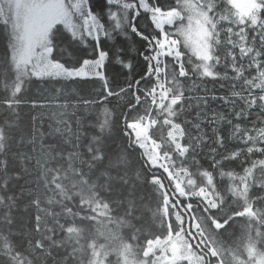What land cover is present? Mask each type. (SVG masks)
Masks as SVG:
<instances>
[{
	"label": "snow or ice",
	"instance_id": "obj_1",
	"mask_svg": "<svg viewBox=\"0 0 264 264\" xmlns=\"http://www.w3.org/2000/svg\"><path fill=\"white\" fill-rule=\"evenodd\" d=\"M97 82L98 100L80 98L86 110H97L88 124V160L47 169L43 179L59 189L71 177L81 193L69 202L78 198L82 212L85 191L89 212L95 205L108 216L120 204L117 223L127 229L111 235L117 264H264V0H251L246 10L235 0H0V194L12 193L5 200L25 195L19 182L31 155L7 154L23 109L49 107L51 97L41 94L49 89L62 95L69 83ZM113 100L126 110L114 116ZM59 123L64 132L57 129L59 139L47 147L71 161L78 154H66L63 139L71 125ZM75 123L79 128L80 119ZM31 133L16 143L35 145V128ZM129 149L139 163L137 181L119 194L126 199H110V173L127 163ZM105 160L106 183L97 184L93 174ZM28 194L24 211L37 210L29 223L40 232L41 200ZM66 212L72 219L57 227L68 239L81 232L78 223L95 222L72 207ZM2 223L8 228H0V257L8 264H33L28 249L51 256L59 243L30 237L26 247L12 223ZM82 258L111 259L87 245Z\"/></svg>",
	"mask_w": 264,
	"mask_h": 264
},
{
	"label": "trees",
	"instance_id": "obj_2",
	"mask_svg": "<svg viewBox=\"0 0 264 264\" xmlns=\"http://www.w3.org/2000/svg\"><path fill=\"white\" fill-rule=\"evenodd\" d=\"M94 2V0H93ZM135 51L130 52L131 56H135ZM86 58H91V48H88L84 53ZM139 62V61H137ZM129 78H132L129 75ZM137 79L139 77H136ZM125 79L124 75L119 76V82L121 86H124L123 80ZM208 86L212 87V84L208 82ZM57 88H60L61 85H56ZM100 90V84L97 82L87 83L82 85L77 84H67L63 88V93L57 94L51 92L49 89L47 92L41 93L51 97L44 101L50 106L43 109H37L35 111L25 108L20 120V125L18 128L12 130L13 139L10 141L11 148L8 150L7 154L11 157L17 151L26 152L31 155V161L28 164V172L24 175L23 179L20 180L19 184L25 189V195L13 203L10 200H5V195H11L12 193L0 194V228L7 229L8 224L2 223L5 220H8L9 223H12V231L16 234L17 242H24L25 246L26 241L31 237L33 239H40L42 236H51L54 240L58 241V238L62 235L59 229H57V223H63L65 219H72L70 215L66 214L54 222L55 228H50L48 225V216L49 212L46 211L45 207L53 208L56 201L61 197L66 189L63 187L67 182H72L71 177L69 180L64 181L59 189L52 188L44 179V173L47 169H55L61 164L72 163L77 168H79L82 162L88 160V153L86 151V146L90 139V135L93 134L88 127L90 121L94 120L97 115L96 106H93L89 109H85L81 103L80 98L98 100L96 92ZM39 91L38 88L33 87L30 94H36ZM203 93L201 92V95ZM217 94H225L217 88ZM65 103L77 105L76 107H68L67 109L60 107ZM103 107V105H99ZM110 109H114V116L120 111H125L122 105L118 104L115 100L108 105ZM211 107L219 111H224V107L219 103H212ZM35 117V120H33ZM3 117H0L2 119ZM79 118L81 121L80 127L76 126V119ZM61 120H68L71 125V132L64 134L63 139L65 142L66 154L68 152L78 154L75 155L71 161H60L58 160L53 153L48 149L47 145H54L59 139V134L56 132L57 129H60L61 132H64L63 124L59 123ZM122 126V121H121ZM35 128L37 139L35 145L24 143L18 144L16 140L23 135L25 140L31 138V130ZM39 133L44 134V141L46 144L43 149L41 148ZM118 143V141H117ZM127 163H121L118 167H114L110 173V183H111V194L109 195L110 199H126V197L120 196L121 192H129L132 190L133 184L136 183L137 177L135 175V169L139 167L137 162V157L131 154V150H128ZM138 156V154H137ZM203 162V161H202ZM108 161L105 160L103 164L97 165V169L93 174V180L97 184L106 183V178L100 176V173L105 170ZM230 167L236 168L237 165H231ZM87 170V169H86ZM99 177V179H96ZM123 180V183L121 182ZM28 189L32 193L39 196L41 200L39 215L41 216V225L40 232L31 231V225L29 223L30 216H34L37 212L35 208H31L30 212L26 213L24 211L25 207L29 205L32 196L28 194ZM19 188L16 189L18 193ZM78 193H81V188H78V191L74 193L73 197H76ZM137 194H140L139 188L137 189ZM101 195H108V193H101ZM84 201H85V210L82 212L80 209V200L78 198H73L69 202V207H72L73 211L77 215H85L95 219L94 223H83L77 224L82 230L79 235H73L72 238H76L77 248L69 250L65 245L56 244L55 249L52 251L51 256H47L40 252H34L32 249H28L31 256L29 259L33 260V264H62L63 258L72 253L78 252L85 247L86 245L91 246L94 250L96 248L102 247L104 250L103 253L107 252L111 257L109 264H117V254L115 249L118 247V243L111 239L112 234L121 235L123 230L127 229V225H121L117 223V218H123V208L120 204L114 203L112 205V212L108 216L101 215L98 210H96L95 205H92L93 212L87 211L88 196L86 191L84 192ZM11 206V207H9ZM139 214H137L138 216ZM10 217H15V222L13 223ZM135 223V221H133ZM96 225L95 228H89ZM102 226V229L98 232V226ZM47 229V231H46ZM2 238V237H0ZM111 245V247H109ZM96 251V250H95ZM73 260V259H71ZM71 260L68 261V264H73ZM0 264H8L6 260L0 257Z\"/></svg>",
	"mask_w": 264,
	"mask_h": 264
},
{
	"label": "bare ground",
	"instance_id": "obj_3",
	"mask_svg": "<svg viewBox=\"0 0 264 264\" xmlns=\"http://www.w3.org/2000/svg\"><path fill=\"white\" fill-rule=\"evenodd\" d=\"M72 182H67L63 187L66 189V191L64 192V194L59 197V199L56 201L55 205L53 206V208L50 207H45L46 211H50L49 212V216H48V225L50 226V228H55L54 222L60 218H62L65 214H66V208L69 207V197H73L74 193L78 191V188H71L70 184ZM72 200V199H71ZM95 228L96 225H92L89 228ZM98 232L102 229V226H98ZM59 229V228H57ZM59 245H65L66 247H68L69 250H73L75 248H77V243H76V238H71L68 239L64 234H62L59 238ZM91 247V246H89ZM85 247H82L81 250H79L78 252L75 253L74 259L71 260V262H73V264H88V260L87 259H83L82 258V254L84 252ZM95 250L99 253H102V251L104 250L102 247L100 248H96ZM73 254V253H72Z\"/></svg>",
	"mask_w": 264,
	"mask_h": 264
},
{
	"label": "water",
	"instance_id": "obj_4",
	"mask_svg": "<svg viewBox=\"0 0 264 264\" xmlns=\"http://www.w3.org/2000/svg\"><path fill=\"white\" fill-rule=\"evenodd\" d=\"M235 3L241 10H246L251 4V0H235Z\"/></svg>",
	"mask_w": 264,
	"mask_h": 264
}]
</instances>
